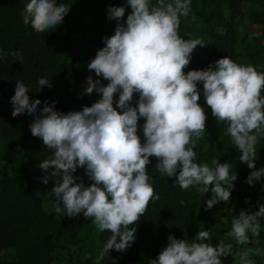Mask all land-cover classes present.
I'll return each instance as SVG.
<instances>
[{
    "label": "clouds",
    "instance_id": "obj_1",
    "mask_svg": "<svg viewBox=\"0 0 264 264\" xmlns=\"http://www.w3.org/2000/svg\"><path fill=\"white\" fill-rule=\"evenodd\" d=\"M127 4L131 11L126 20L124 6H108V19L117 22L114 34L103 38L104 46L87 65L96 79L89 75L83 92L99 94L91 106L64 112L55 108L56 101H43L38 111L42 101L30 98V89L22 80H16L10 98L12 116L32 115L31 134L42 138L49 150L39 167L45 173L44 184L57 178L45 194L54 195L53 210L67 217L83 212L100 232H110L97 264L110 250L124 252L135 242L140 218L150 201L160 199L149 183L150 157L157 159L155 170L172 178L182 190L211 191L205 211L218 202H229L237 179L231 164L215 158L211 161L214 167L197 162L200 157L195 149L206 132L207 120L205 108L198 103L200 84L212 115L218 123H227L226 132L239 150V160L252 169L246 182L254 186L264 176V167L256 168V146L264 138V71L226 56L207 68L185 72L193 51L205 45L202 38L179 34L191 0H127ZM70 8L57 0H29L22 12L23 23L37 33L55 30ZM11 55L23 62L21 52ZM45 86L53 85L50 78L41 77L37 91ZM134 94L138 95L135 104ZM141 118L143 140L138 134ZM78 168H84L92 183L85 185L82 177L73 175ZM261 218L264 204L254 212L241 209L225 238L215 244L207 229L191 238L169 234L167 246L149 264H223L221 258L229 255L233 264H256L251 257L264 256V248L241 250L240 246L251 243L249 233L259 236ZM227 238L235 244L226 242Z\"/></svg>",
    "mask_w": 264,
    "mask_h": 264
},
{
    "label": "trees",
    "instance_id": "obj_2",
    "mask_svg": "<svg viewBox=\"0 0 264 264\" xmlns=\"http://www.w3.org/2000/svg\"><path fill=\"white\" fill-rule=\"evenodd\" d=\"M127 0H57L71 6L64 17V22L57 28L47 32L37 33L31 25L23 23V9L29 0H0V49L4 58L0 60V135L8 141L24 147L27 153L34 157L45 159L49 150L43 144L42 138L34 137L29 124L34 117L27 112L12 116L13 105L10 98L15 94L16 80H22L30 89L31 99H40L51 103L56 101L55 108L68 112L81 110L83 106H91L99 99V94L93 91L85 95L86 78L91 75L96 79L95 72L88 70V63L95 57L98 49L104 46V37L114 34L115 20H109L107 9L109 5L123 6ZM155 3V0H153ZM238 0H231L234 8ZM129 11H125L126 20ZM188 17L181 18L179 34L183 23ZM90 36L93 50L85 56L75 54L67 63L61 62L60 50L55 46L67 44L80 32ZM206 45L205 51L198 55L194 50L190 62L200 68H207L222 57H230L237 62L235 40L226 31L223 35L212 34L201 37ZM23 54V62L17 61L11 55L13 52ZM196 58V60H194ZM41 77H48L52 87L45 86L37 91V82ZM102 83L107 84L104 80ZM119 99L115 94L114 101ZM138 95L134 94L135 104ZM208 113L212 114L208 106ZM144 119L138 121L140 134ZM227 123L217 122L212 115H207L206 132L197 142L196 151L200 157L197 162L207 163L214 158L221 163H230L234 172L240 178V194L237 199H244L243 165L239 160V150L232 144L231 137L226 132ZM147 165L149 183L160 196L159 200L150 201L147 211L140 218L136 230L135 242L124 252L114 249L99 261V264H149L160 251L167 246L169 234L177 238L187 235L193 237L200 229L214 230L209 218H206V201L212 195L211 191L204 194L196 192L195 187L182 190L175 186L172 178L155 170L157 159L150 157ZM85 174L84 168H78ZM33 178L24 162L17 158H8L0 166V252L11 253V257H1L0 264H51L53 240L59 239L62 249L70 253L72 247L83 246V235L93 234L100 251L110 236V232H100L90 219L83 213L78 217H66L55 211L46 212L41 207V201L35 193ZM197 196V200H196ZM183 200L184 204L180 201ZM178 225V226H177ZM84 255H75L78 264H97V257L82 259ZM113 258H116L115 260ZM223 264H230L224 257Z\"/></svg>",
    "mask_w": 264,
    "mask_h": 264
},
{
    "label": "rangeland",
    "instance_id": "obj_3",
    "mask_svg": "<svg viewBox=\"0 0 264 264\" xmlns=\"http://www.w3.org/2000/svg\"><path fill=\"white\" fill-rule=\"evenodd\" d=\"M123 6L127 11H131L127 1L123 3ZM190 9L188 19L183 23L182 30L180 31L182 37L201 38L204 36H211L212 34L223 35L228 31L235 40L237 63L251 64L255 66L258 71H264V0H238L234 8L231 6V0H191ZM55 47L61 51L60 56L62 63H67L75 54L85 56L88 51L93 50L90 36L85 31L76 34L69 43L58 44ZM205 48L206 45L197 46L195 49L196 54H202ZM194 60H196V58ZM192 69L202 68L197 65L190 66L189 64L184 71L187 72ZM199 87L201 89V98L198 103L205 108L207 115L212 116V114L208 113V105L203 97V85L200 84ZM262 95H264V93H262ZM115 104L116 102L114 101V106ZM139 135L143 140V129ZM256 147L258 154L256 168L258 169L264 167V138L260 139ZM11 157L17 158L25 163L33 178L32 186L35 193L40 198L42 209L46 212L54 211L51 201V199H55L54 195L49 197L45 194L51 191L57 178L51 177L49 182L44 184L42 182V177L45 173L39 167L43 159L30 155L23 146L14 144L0 135V166L5 160ZM207 164H209L210 167H214L211 161H208ZM242 171L245 178V183L243 185L244 193H242L244 199L240 200L236 198L238 194H240L239 190L241 188L239 187L240 178L237 175V179L233 181L234 188L231 191L229 202H218L205 212L206 218H209L211 226L213 227L215 234L214 238L217 242L218 239L225 238L224 233L230 230L232 219L239 214L241 209L254 212L258 210L260 204H264V176H262L261 181L256 182L254 186H250L246 182V178L252 169H249L246 163H244ZM73 175L82 177L85 185L89 184L79 169H77L76 173ZM60 179H62V177ZM82 213L83 212H81V214ZM261 224L262 228L259 236L251 237L249 233L251 243L240 246L241 250L244 248H264V218H261ZM82 237L84 239L83 246L70 248V253L72 254L70 256L66 253V250L61 248L59 239H54L51 264H78L75 258L76 254H88L92 259L97 257L100 252V246L93 234H84ZM226 242L235 244L231 238H227ZM234 250H236L235 247ZM9 256L11 257V253L9 252H0V258ZM224 258L230 264H233V257L231 255ZM251 258L255 260L256 264H264V256H253Z\"/></svg>",
    "mask_w": 264,
    "mask_h": 264
}]
</instances>
